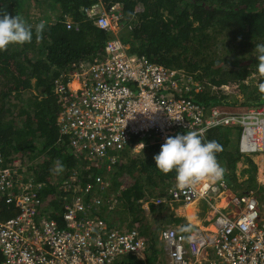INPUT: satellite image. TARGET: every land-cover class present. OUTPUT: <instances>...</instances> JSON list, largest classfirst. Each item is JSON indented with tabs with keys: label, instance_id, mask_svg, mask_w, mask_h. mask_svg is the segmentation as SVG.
<instances>
[{
	"label": "built area",
	"instance_id": "1",
	"mask_svg": "<svg viewBox=\"0 0 264 264\" xmlns=\"http://www.w3.org/2000/svg\"><path fill=\"white\" fill-rule=\"evenodd\" d=\"M93 15L96 26L114 36L97 57L80 62L54 84L57 129L69 135L70 150L86 160V166L82 173L72 169L61 183L46 184V189L56 185L65 191L54 205L53 197L38 196L40 182L22 181L26 165L21 156L0 153V200L19 208L15 215L0 219L1 264H122L131 255L145 259L149 242L138 228L125 224L112 229L99 214L105 202L109 207L118 202L113 193L104 203L98 196L109 189L114 165L136 135L153 134L164 142L184 131L205 136L210 129L230 127L238 134L239 151L258 162L259 182L264 183V105L204 108L183 96L199 86L182 69L130 51L131 45L119 34L124 24L121 3L109 8L101 3L94 6ZM260 197L257 188L241 195L231 192L223 175L183 189L176 183L169 187L155 204L205 200L209 208L188 235L180 226L162 227L157 247L162 248L166 264H264ZM231 205L236 210L229 212ZM143 206L149 209V202Z\"/></svg>",
	"mask_w": 264,
	"mask_h": 264
},
{
	"label": "trees",
	"instance_id": "2",
	"mask_svg": "<svg viewBox=\"0 0 264 264\" xmlns=\"http://www.w3.org/2000/svg\"><path fill=\"white\" fill-rule=\"evenodd\" d=\"M102 1L106 7L122 4L124 24L119 34L131 45L132 53L182 69L198 83L199 88L184 92L183 96L206 109L264 105V96L258 91L264 77L256 72L257 59L253 54L255 43H264V0ZM99 4L100 0H0V15L20 16L33 28L31 42L13 44L0 51V153L7 157L14 152L26 155L30 160L22 180L40 182L38 196L54 199V205H59L65 191L56 185L46 189V184L61 183L73 168L80 167V161L68 152V137L61 139L58 133L59 103L54 84L80 62L97 57L114 36L113 31L95 25L93 10ZM41 21L45 28L37 39L35 26ZM221 36L225 38L223 55L214 49ZM254 74L256 79H248ZM207 81H214L217 86L214 88ZM222 85L231 89L225 90ZM25 90H30L27 97ZM234 133L230 127L219 126L201 137L220 144L217 161L232 190L241 194L257 187V165L235 147ZM141 141L145 146L138 154L131 157L129 145L114 165L109 189L98 197L104 203L107 195L114 193L118 202L112 207L105 202L99 214L112 229L128 221L149 242L145 260L125 256L122 264H163L162 248L157 247L163 223L180 226L185 235L195 226L174 211L173 204L180 205L179 202H150L149 210L142 207L141 200L146 197L150 200L164 196L175 184V172L164 174L155 167L153 156L164 142L156 141L153 134L131 138L132 144ZM239 162L246 165L240 172L241 180L236 173ZM121 178H125L124 184ZM91 203L96 205L92 200ZM198 207L203 217L209 206L201 200ZM18 211L14 202L0 200V219ZM150 215L152 219L148 218ZM2 259L0 253V264Z\"/></svg>",
	"mask_w": 264,
	"mask_h": 264
},
{
	"label": "clouds",
	"instance_id": "3",
	"mask_svg": "<svg viewBox=\"0 0 264 264\" xmlns=\"http://www.w3.org/2000/svg\"><path fill=\"white\" fill-rule=\"evenodd\" d=\"M101 3H103L104 5V2L102 0H100L99 5H101ZM116 3H120V2H116ZM44 28H45V23L43 21H41L39 24L35 26V35L37 39L40 38V34L44 30ZM32 39H33V28L31 25L27 24L24 19L16 15L15 16H10L9 14L0 15V51L6 50L10 45H13V44L23 45L24 43L31 42ZM253 54L257 59L256 72L261 77H264V43H255ZM258 91L262 94V96H264V79H262L261 82H259ZM58 133L60 134L59 131ZM237 135H238L237 132H235L233 143L234 145L238 147L237 145L238 136ZM60 136H61V139L64 136L69 137V135L67 134L66 135L60 134ZM139 143H141L140 144L141 147L140 148L135 147ZM66 144L68 145V152L72 154L78 161H80L79 163L80 167L73 168V169H76V171L78 170L79 172L82 173L84 169L83 163L85 162L86 164L87 161L84 160L82 157L77 156L76 152L73 153L70 150L69 141ZM144 146H145V143L143 141L131 144L130 147L132 151H129V153L130 152L134 153L136 151L140 152L144 148ZM130 147L129 145L126 146L125 150L129 149ZM220 147H221L220 144L216 140L204 141L198 131H187V132L184 131L183 133H177L175 136L166 137L164 143L161 144L160 146V151L154 154L153 160L155 162V167L160 172L164 174H168L174 171L176 187L183 189L186 187H190L193 182L204 179V178L220 179L222 175L224 176L223 174L224 170L216 158V153L220 151ZM11 154L12 155L10 156H21L26 167L27 165H29L28 161L30 159L26 155H23L17 152H14ZM251 158L254 160V162L257 165V187L256 188L258 189V193L261 196V192L259 191V188L262 185H264V183L260 184L259 182L260 170H259L258 162L256 161L255 158L253 157ZM27 170L28 168H26L25 172L22 171L23 175L27 173ZM28 181H31L33 184L36 183V181L34 182V179L32 178L28 179L27 181H23V182L26 183ZM121 182L124 184L125 180H122L121 178ZM228 185H229V182H228ZM229 188L231 192L238 194L232 190L230 185H229ZM114 195L116 196V194ZM156 198L157 197H152L149 200V198L146 197L145 199L141 200L142 207L145 208L143 205L145 204L146 201H148L150 204V202H154ZM226 200L227 198L223 199L222 201H219V204L224 205ZM200 201L196 202L195 205L198 204L199 206ZM180 205L186 206V204H183V203H180ZM207 211L208 209L206 210L202 218H204L207 215ZM201 222L202 220H200L199 224H196V223L195 224L192 223V224L196 227V225H200ZM166 225H170V224L163 223V225L160 227V230L162 229V227ZM131 256H135V255H131ZM145 259H142V260H145ZM166 262H167V258L164 255L163 264H166ZM158 263L162 264V261Z\"/></svg>",
	"mask_w": 264,
	"mask_h": 264
},
{
	"label": "rangeland",
	"instance_id": "4",
	"mask_svg": "<svg viewBox=\"0 0 264 264\" xmlns=\"http://www.w3.org/2000/svg\"><path fill=\"white\" fill-rule=\"evenodd\" d=\"M131 26H132V24H131ZM130 27V26H129ZM223 36H221L217 41V43H216V47L217 48H214L215 50H217V52L219 53V55H223L224 54V52H226V48L224 47V43H223ZM225 39V38H224ZM230 48H232L231 46H230ZM235 48V47H234ZM256 74H254V75H250V77L248 78V79H256ZM32 91V90H31ZM24 95L27 97L28 95H30V90H25V92H24ZM236 146V145H235ZM237 147V146H236ZM138 152L139 151H136V152H134V153H131L130 154V156L132 157V156H134V155H136V154H138ZM244 167H246V165L245 164H243L242 162H239L238 163V168H237V171H236V173H238V175L240 176V180L243 178V177H241V175H240V172H241V170L244 168ZM244 178H246V176L244 177ZM122 180H125V179H123L122 178ZM261 197H260V204H264V185H262L261 186ZM174 205V211L178 214V215H183L184 213H181V211H180V213H179V210H176L177 208H179V206H181V205H175V204H173ZM194 206H195V203H194ZM183 207H185V206H183ZM195 214L197 215V216H199L200 218H202V215H203V212H201L200 214L199 213H197V211H195ZM148 218H153L152 217V215H150ZM201 220H203V218L201 219ZM188 221L190 222V223H194V222H191L189 219H188ZM127 223H128V221H126ZM195 224V223H194Z\"/></svg>",
	"mask_w": 264,
	"mask_h": 264
},
{
	"label": "crops",
	"instance_id": "5",
	"mask_svg": "<svg viewBox=\"0 0 264 264\" xmlns=\"http://www.w3.org/2000/svg\"><path fill=\"white\" fill-rule=\"evenodd\" d=\"M186 206H191L192 207V210H193V216L192 217H189V215H186V214H183L184 216H186L187 217V219H189L191 222H194V223H196V224H199L200 223V220L202 219V218H200L199 216H197L196 214H195V211H197V213H199L201 210H200V208L198 207V204L197 205H195L194 206V204L193 203H191V204H188V205H186ZM183 207V206H179V208H177L176 210H179V213H180V211H181V213H183L184 211H185V209L187 208V207ZM186 212V211H185ZM202 212V211H201ZM200 212V213H201Z\"/></svg>",
	"mask_w": 264,
	"mask_h": 264
},
{
	"label": "bare ground",
	"instance_id": "6",
	"mask_svg": "<svg viewBox=\"0 0 264 264\" xmlns=\"http://www.w3.org/2000/svg\"><path fill=\"white\" fill-rule=\"evenodd\" d=\"M187 208L185 209V211L183 212L184 214L186 215H189V217H192L193 216V210H192V207L191 206H186ZM236 210V207L234 205H231L228 209L229 212H232V211H235Z\"/></svg>",
	"mask_w": 264,
	"mask_h": 264
}]
</instances>
